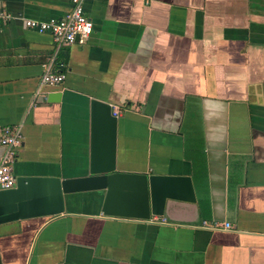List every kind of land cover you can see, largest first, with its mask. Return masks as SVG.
I'll list each match as a JSON object with an SVG mask.
<instances>
[{
	"label": "crops",
	"instance_id": "1",
	"mask_svg": "<svg viewBox=\"0 0 264 264\" xmlns=\"http://www.w3.org/2000/svg\"><path fill=\"white\" fill-rule=\"evenodd\" d=\"M72 5L0 0L14 175L88 176L97 99L118 114L119 171L191 177L197 201L141 220L103 214L104 190L65 194L60 215L0 225V264H264V0H86L93 33L60 49L25 25ZM49 63L61 86L42 85Z\"/></svg>",
	"mask_w": 264,
	"mask_h": 264
},
{
	"label": "water",
	"instance_id": "2",
	"mask_svg": "<svg viewBox=\"0 0 264 264\" xmlns=\"http://www.w3.org/2000/svg\"><path fill=\"white\" fill-rule=\"evenodd\" d=\"M118 115L92 100V163L88 176L72 179L20 176L16 187L0 190V225L64 212V195L106 191L102 212L108 216L150 220L163 217L169 200L195 203L191 177L120 172L117 166Z\"/></svg>",
	"mask_w": 264,
	"mask_h": 264
},
{
	"label": "built area",
	"instance_id": "3",
	"mask_svg": "<svg viewBox=\"0 0 264 264\" xmlns=\"http://www.w3.org/2000/svg\"><path fill=\"white\" fill-rule=\"evenodd\" d=\"M86 0H72V10L63 18H52L47 21L27 19L25 25L28 29L40 33H49L58 49L71 47L76 42L86 41L94 30L93 22L88 18L84 9ZM66 80L63 72L56 71L54 64H44V73L41 78L42 85L61 86ZM116 115H118L115 112ZM23 144L22 130L18 126L0 128V147L4 154L0 159V190L14 188L17 178L13 173V164L16 161L18 150ZM212 228L223 227L230 229L229 223L220 225L212 223Z\"/></svg>",
	"mask_w": 264,
	"mask_h": 264
}]
</instances>
